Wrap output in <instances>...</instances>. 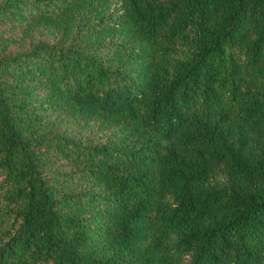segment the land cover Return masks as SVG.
<instances>
[{
    "label": "trees",
    "instance_id": "16d2710c",
    "mask_svg": "<svg viewBox=\"0 0 264 264\" xmlns=\"http://www.w3.org/2000/svg\"><path fill=\"white\" fill-rule=\"evenodd\" d=\"M0 264H264V0H0Z\"/></svg>",
    "mask_w": 264,
    "mask_h": 264
}]
</instances>
